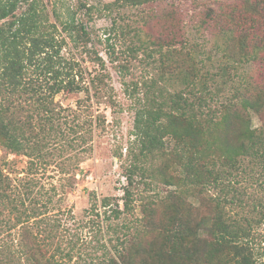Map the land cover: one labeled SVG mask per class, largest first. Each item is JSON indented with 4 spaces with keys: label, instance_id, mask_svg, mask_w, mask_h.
<instances>
[{
    "label": "trees",
    "instance_id": "1",
    "mask_svg": "<svg viewBox=\"0 0 264 264\" xmlns=\"http://www.w3.org/2000/svg\"><path fill=\"white\" fill-rule=\"evenodd\" d=\"M47 5L0 0V150L6 154L41 156L51 141L59 140L70 147L78 140L83 153L92 150L91 120L69 125L76 138H66L63 109L53 102L61 92L83 94L77 104L85 113L91 111V100L115 106L105 60L85 20L93 7L79 3L64 17L55 3ZM194 5L203 6L195 28L204 36L201 43L182 32L184 12L176 0L103 5L108 11L136 10L139 17L134 27L126 26V35L132 33L126 55L119 60L111 46L108 63L112 67L119 60L115 69L128 75L152 65L154 75L122 81L134 99L132 136L138 151L123 172V196L114 200L109 214L103 212L104 220L114 216L122 222L107 226L112 229L109 247L102 245L107 257L96 264H258L253 220L241 215L246 201L234 184L247 167L264 171V0H199ZM206 43L220 53L217 59L205 51ZM86 61L97 67L88 84ZM253 117L260 120L257 127ZM103 122L97 116L95 128ZM139 185L166 190L141 196L136 215ZM16 190L0 168V224L7 232L0 264L72 260L75 244L64 252L50 239L53 229H44L50 236L37 235L33 223L39 212L27 210ZM110 201L102 198L101 207L110 209Z\"/></svg>",
    "mask_w": 264,
    "mask_h": 264
},
{
    "label": "rangeland",
    "instance_id": "2",
    "mask_svg": "<svg viewBox=\"0 0 264 264\" xmlns=\"http://www.w3.org/2000/svg\"><path fill=\"white\" fill-rule=\"evenodd\" d=\"M40 1L46 5L48 1L55 3L64 17L67 16V11L74 10L79 3L93 7L92 15L83 17L92 29L93 42L97 44L98 56L105 60L106 72L109 76L107 82L112 88L115 106L112 108L104 104L97 106L91 100V111L85 113L84 108L78 107L77 104L78 100L84 97L83 94L63 92L57 94L53 102L58 103V106L63 109L60 111L64 117L61 123L66 138H72L71 140L76 138L69 129V125L76 126L83 124L85 119L91 120L92 150L89 153H83V145L78 140H75L73 147L63 140L51 141L41 152V156L34 155L30 158L23 155L6 154L0 150V168L9 175L12 186L17 189L16 192L22 195L26 209L36 208L39 212V217L34 219L36 220L33 223L34 232L44 236L47 233L44 232L45 228L53 229L50 239L54 243H60V248L64 252L71 244H75L72 260L64 259L62 264H96L102 258L107 257L102 247L103 244L109 247L108 238L112 236V229L108 231L107 226L120 227L122 222L121 219H114V216H111L109 220H104L103 212L106 210L109 214L111 208H115L114 200L123 196V188L127 184L123 172L132 160L133 153L136 154L138 151L132 136L134 99L131 98L130 91L125 89L122 81L128 82L131 78L137 81L149 80L153 77L154 71L152 65L145 64L134 69L133 75L123 74L120 69H115L121 57L126 55L127 46L130 45L129 39L132 33L130 37L126 35V26L132 28L139 23L134 22L139 18L136 10H126V12L125 10H105L103 5L114 0ZM176 4L184 12L185 24L182 32L191 41L203 42L204 36H199L195 31L199 23L197 13L203 10V6L194 5L199 4V0L194 4L191 0H176ZM208 6L216 7L214 4H208ZM47 8L49 9V5ZM84 11L82 9L80 14ZM203 34L211 42L214 40L208 31L204 30ZM110 47L119 58L117 61L113 60L112 67L108 63L109 55H107V50L111 51ZM67 50L65 48L63 52L66 53L67 58H70ZM205 51H211L213 59L220 56V53L211 50V43L205 44ZM115 55H112V59ZM256 65L257 62L254 65L255 68ZM82 66L85 82L88 84L90 77L96 73L97 67L91 61L82 63ZM248 70L256 77L257 74L253 67ZM142 95L141 91L139 96L142 97ZM75 115H78V119L74 120ZM97 116L104 120L98 129L95 128ZM259 123L258 117L252 118L253 127H257ZM245 169V172L239 173L234 185L241 192L242 199L246 201L241 215L253 220V245L259 255L258 264H264V171L259 168H254L253 171H249L248 167ZM165 190L161 186L152 185L144 188L143 185H139L134 201V213L139 215L138 205L141 196H155L154 194L164 193ZM105 197L111 199L110 209H104L100 205L101 199ZM119 206H121V201H119ZM5 229L1 223L0 244L6 239ZM17 229L11 230V234H14ZM88 255H91L93 259Z\"/></svg>",
    "mask_w": 264,
    "mask_h": 264
}]
</instances>
